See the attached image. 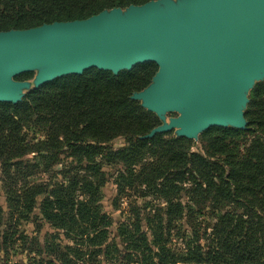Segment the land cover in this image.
Here are the masks:
<instances>
[{
    "label": "trees",
    "instance_id": "obj_1",
    "mask_svg": "<svg viewBox=\"0 0 264 264\" xmlns=\"http://www.w3.org/2000/svg\"><path fill=\"white\" fill-rule=\"evenodd\" d=\"M149 1L0 0V32ZM156 71L89 69L0 103V264L15 251L32 264H264V82L244 130L140 139L160 123L130 96Z\"/></svg>",
    "mask_w": 264,
    "mask_h": 264
},
{
    "label": "water",
    "instance_id": "obj_2",
    "mask_svg": "<svg viewBox=\"0 0 264 264\" xmlns=\"http://www.w3.org/2000/svg\"><path fill=\"white\" fill-rule=\"evenodd\" d=\"M147 62L157 71L130 99L161 124L140 139L244 130L248 94L264 82V0H152L0 32V103L89 69L117 75ZM24 73L33 80L14 79ZM168 113L176 116L166 120Z\"/></svg>",
    "mask_w": 264,
    "mask_h": 264
},
{
    "label": "rangeland",
    "instance_id": "obj_3",
    "mask_svg": "<svg viewBox=\"0 0 264 264\" xmlns=\"http://www.w3.org/2000/svg\"><path fill=\"white\" fill-rule=\"evenodd\" d=\"M157 67V66H156ZM33 74V78H34V73H32ZM154 76V75H153ZM33 78L32 79H30V80H23V81H32L33 80ZM17 81H19V80H17ZM151 82V81H150ZM33 89V87L30 89V90H32ZM30 90H28V91H30ZM28 91H25V93L24 94H26ZM250 93V92H249ZM248 102H249V94H248ZM248 104V103H247ZM246 110V109H245ZM153 114V113H152ZM155 115V114H154ZM176 116V114H174V113H168V114H166V120H168L169 118H171V117H175ZM156 117V116H155ZM157 118V117H156ZM158 119V118H157ZM158 121H159V119H158ZM159 123H160V121H159ZM161 124V123H160ZM159 126V125H158ZM173 133V132H172ZM174 134V133H173ZM194 142H198V139L196 140V141H194ZM126 143H125V141H124V139L123 138H117V139H115L114 141H112L111 142V146L114 148V149H118V148H121V147H123L124 145H125ZM59 167V166H58ZM57 167V168H58ZM105 194H106V197H105V204L107 205V206H109L110 205V199H111V197L114 195V188H113V186L111 185V184H109L108 186H106V188H105ZM114 216H118V213H115L114 214ZM24 229L26 230V231H30V228H28V226L26 225L25 227H24ZM18 251H15L14 253H12V255H11V257L8 259V261H7V264H32V262H29L28 263V261L26 260L27 258H25L24 256H22V255H19L18 253H17ZM2 264H4V263H2Z\"/></svg>",
    "mask_w": 264,
    "mask_h": 264
}]
</instances>
